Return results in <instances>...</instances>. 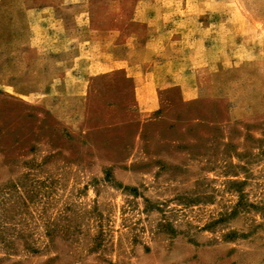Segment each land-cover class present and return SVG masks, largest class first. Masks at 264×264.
<instances>
[{
  "label": "rangeland",
  "instance_id": "1",
  "mask_svg": "<svg viewBox=\"0 0 264 264\" xmlns=\"http://www.w3.org/2000/svg\"><path fill=\"white\" fill-rule=\"evenodd\" d=\"M0 264H264V0H0Z\"/></svg>",
  "mask_w": 264,
  "mask_h": 264
},
{
  "label": "crops",
  "instance_id": "2",
  "mask_svg": "<svg viewBox=\"0 0 264 264\" xmlns=\"http://www.w3.org/2000/svg\"><path fill=\"white\" fill-rule=\"evenodd\" d=\"M154 45V42H153V39L149 38L145 44V47L146 48H151L153 47ZM153 54H155V52H153ZM155 65H153L154 67ZM153 67H151L150 71L146 70L142 73V76L144 75V78L145 77H158L160 76V74H156V72L153 70ZM157 81V82H156ZM160 81L158 80H153L150 82H147V81H139V85L142 84L139 88V91H137V99L138 101L140 102L141 106L143 107V109L145 111H152L154 109L157 108L158 106V97H157V86H159ZM151 85V86H150ZM153 85V86H152Z\"/></svg>",
  "mask_w": 264,
  "mask_h": 264
},
{
  "label": "trees",
  "instance_id": "3",
  "mask_svg": "<svg viewBox=\"0 0 264 264\" xmlns=\"http://www.w3.org/2000/svg\"><path fill=\"white\" fill-rule=\"evenodd\" d=\"M241 183V182H240ZM240 183H238V184H240Z\"/></svg>",
  "mask_w": 264,
  "mask_h": 264
}]
</instances>
